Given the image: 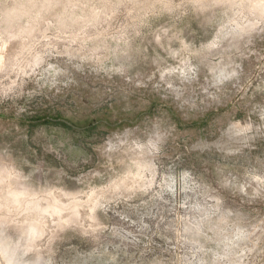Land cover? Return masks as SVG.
Masks as SVG:
<instances>
[{
	"label": "rangeland",
	"instance_id": "obj_1",
	"mask_svg": "<svg viewBox=\"0 0 264 264\" xmlns=\"http://www.w3.org/2000/svg\"><path fill=\"white\" fill-rule=\"evenodd\" d=\"M0 264H264V0H0Z\"/></svg>",
	"mask_w": 264,
	"mask_h": 264
}]
</instances>
